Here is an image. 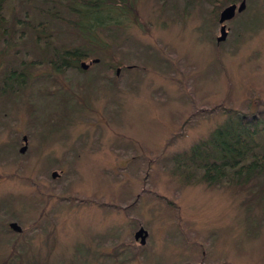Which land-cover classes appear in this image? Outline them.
Masks as SVG:
<instances>
[{"label":"rangeland","instance_id":"374dc122","mask_svg":"<svg viewBox=\"0 0 264 264\" xmlns=\"http://www.w3.org/2000/svg\"><path fill=\"white\" fill-rule=\"evenodd\" d=\"M232 1L131 0L85 71L57 72L28 33L0 46V264H264V204L172 160L226 112L264 110V0H237L218 43ZM44 20L53 47L88 45ZM8 70L21 78L2 85Z\"/></svg>","mask_w":264,"mask_h":264},{"label":"trees","instance_id":"16d2710c","mask_svg":"<svg viewBox=\"0 0 264 264\" xmlns=\"http://www.w3.org/2000/svg\"><path fill=\"white\" fill-rule=\"evenodd\" d=\"M13 1L0 0V46L5 49L14 47L28 33L42 58L60 73L67 68L85 71L79 63L97 59L92 54V46L97 44L94 39H97L98 30L118 27L120 18L130 11L131 5V0H24L15 6ZM214 1L222 8L228 0ZM36 2L40 3L39 6L35 5ZM236 2L233 0L232 5ZM21 11L22 17L19 15ZM47 17L75 29L88 45L84 43L70 50L53 47L54 39L50 32L53 22L45 21ZM14 56L19 60L18 54ZM90 64L89 67L97 65ZM24 66L37 68L32 59ZM20 78V74L8 70L2 85ZM226 115L225 122L206 140L173 156L174 168L187 182L194 180L209 187L225 185L246 190L253 200L264 204V110L252 115L228 111Z\"/></svg>","mask_w":264,"mask_h":264},{"label":"water","instance_id":"95a60500","mask_svg":"<svg viewBox=\"0 0 264 264\" xmlns=\"http://www.w3.org/2000/svg\"><path fill=\"white\" fill-rule=\"evenodd\" d=\"M244 9H245V2L242 1L238 6H236L235 4L229 5L220 12L218 23L221 25V28L219 30L220 35L217 38L218 43L225 41L226 36H227V31H226L224 23L232 20L236 14L241 13L242 11H244ZM91 63L96 64L98 63V60L97 59L92 60ZM80 67L83 70H87L89 67V64L86 65L84 63H81ZM23 142L25 146H23L20 149L21 154L24 153V151L26 150V138L25 137L23 138ZM9 228L15 233H20L21 231L20 227L16 223H10ZM146 238H147V232L143 230V228H139V230L134 234L135 241H139L141 245L145 244Z\"/></svg>","mask_w":264,"mask_h":264},{"label":"flooded vegetation","instance_id":"af4514ba","mask_svg":"<svg viewBox=\"0 0 264 264\" xmlns=\"http://www.w3.org/2000/svg\"><path fill=\"white\" fill-rule=\"evenodd\" d=\"M233 4H235L236 6H238V5H239V4H236V3H233ZM230 5H232V4H230ZM235 16H236V15H235ZM235 16H234V18H235ZM234 18H233V19H234ZM218 19H219V16H218ZM233 19H232V20H233ZM232 20H230V21H227V22H225V23H224V25H225V28H226V31H228V30H227V24H228L229 22H231ZM218 24H219V23H218ZM220 28H221V25L219 24V29H220Z\"/></svg>","mask_w":264,"mask_h":264}]
</instances>
